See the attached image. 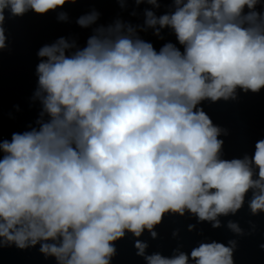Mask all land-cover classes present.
<instances>
[{
    "label": "clouds",
    "instance_id": "9594fccd",
    "mask_svg": "<svg viewBox=\"0 0 264 264\" xmlns=\"http://www.w3.org/2000/svg\"><path fill=\"white\" fill-rule=\"evenodd\" d=\"M66 2L76 0H0V49L5 9L20 17ZM258 2L187 0L159 20L148 12L149 26L174 29L183 53L171 43L157 52L143 40L103 32L71 57L63 38L42 47L38 56L47 59L37 66L38 83L51 120L0 143V238L20 249L60 240L41 252L59 264H110L126 231L140 237L147 229L155 238L166 213L187 210L219 227L217 217L239 210L250 189H258L252 213L264 211V140L251 160L221 159L220 129L197 108L206 99L234 98L237 88H264V19L256 11L243 15ZM96 18L77 23L87 27ZM230 244L202 243L191 259L234 264ZM135 247L144 255L147 245L137 240ZM146 259L189 264L184 253Z\"/></svg>",
    "mask_w": 264,
    "mask_h": 264
}]
</instances>
